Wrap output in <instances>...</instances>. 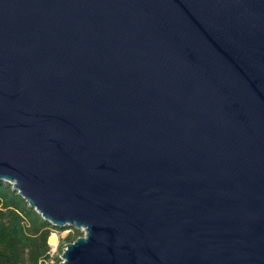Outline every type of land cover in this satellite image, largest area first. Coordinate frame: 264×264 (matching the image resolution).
<instances>
[{
  "label": "water",
  "instance_id": "95a60500",
  "mask_svg": "<svg viewBox=\"0 0 264 264\" xmlns=\"http://www.w3.org/2000/svg\"><path fill=\"white\" fill-rule=\"evenodd\" d=\"M0 179L59 264H264V0H0Z\"/></svg>",
  "mask_w": 264,
  "mask_h": 264
},
{
  "label": "trees",
  "instance_id": "16d2710c",
  "mask_svg": "<svg viewBox=\"0 0 264 264\" xmlns=\"http://www.w3.org/2000/svg\"><path fill=\"white\" fill-rule=\"evenodd\" d=\"M70 228L74 232L60 243L61 252L84 231L52 224L29 205L11 182L0 179V264H45L46 260L59 264L61 257L50 254L49 238L53 231Z\"/></svg>",
  "mask_w": 264,
  "mask_h": 264
},
{
  "label": "rangeland",
  "instance_id": "374dc122",
  "mask_svg": "<svg viewBox=\"0 0 264 264\" xmlns=\"http://www.w3.org/2000/svg\"><path fill=\"white\" fill-rule=\"evenodd\" d=\"M72 232H74V230L71 228L67 230H63V231H53L52 232L50 236L51 238H49L51 256L54 257L56 255H59L61 257L63 252L59 250V245ZM45 264H54V260H46Z\"/></svg>",
  "mask_w": 264,
  "mask_h": 264
}]
</instances>
